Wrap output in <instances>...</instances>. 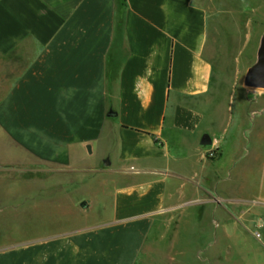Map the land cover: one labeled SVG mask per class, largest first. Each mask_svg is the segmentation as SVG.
Here are the masks:
<instances>
[{
    "label": "crops",
    "instance_id": "1",
    "mask_svg": "<svg viewBox=\"0 0 264 264\" xmlns=\"http://www.w3.org/2000/svg\"><path fill=\"white\" fill-rule=\"evenodd\" d=\"M221 10L235 24H215ZM263 10L262 0H0V165L35 161L115 187L109 217L0 240V264H134L162 223L207 221L226 224L217 233L228 240L232 221L246 224L264 264V91L244 85L249 67L233 81L226 69ZM21 206L0 198V215Z\"/></svg>",
    "mask_w": 264,
    "mask_h": 264
},
{
    "label": "rangeland",
    "instance_id": "2",
    "mask_svg": "<svg viewBox=\"0 0 264 264\" xmlns=\"http://www.w3.org/2000/svg\"><path fill=\"white\" fill-rule=\"evenodd\" d=\"M226 11L221 10L220 13L213 15L215 24L222 22L227 28L234 23L231 21L234 14ZM251 12L248 10L249 14ZM236 17L237 20L243 19ZM259 19L263 20L261 26L248 25L247 29L252 35L249 44L246 47L232 46L231 52H226V55H229L226 69L232 81L239 70L246 71L256 61L260 41L254 37V33L259 28L264 34V16H260ZM219 65L216 63V66ZM92 164H95L94 159ZM42 166L35 161L19 163L11 168L0 165V198L14 202L19 200L22 205L17 212L13 207L2 208L0 240L16 242L35 235L58 234L74 227L96 223L110 216V194L115 190L113 184L105 190L102 186V177L91 172L86 175H66L56 169L52 175L50 172H43ZM47 199L55 202L41 204ZM84 200L94 203L88 211L83 210L79 205ZM33 201H38V204L34 206ZM101 209H104V212L99 213ZM199 218L202 220L201 216ZM219 225L215 224L214 227L211 221L199 222V227L194 222L171 223L169 226L167 223H162L160 228L149 234L146 246L138 252L134 264H254L255 240L249 236L247 242L244 239L247 235L244 228L246 224L232 221L230 231L232 234L235 233L237 238L231 240L226 236L219 237L217 231L222 232L228 228L226 224ZM195 228L198 239L194 235ZM250 228L256 237L257 230ZM228 241L231 243L229 249H227ZM217 248L220 251L218 257H215L213 262L208 261V258L212 257L211 251ZM246 249L249 252L243 255Z\"/></svg>",
    "mask_w": 264,
    "mask_h": 264
},
{
    "label": "water",
    "instance_id": "3",
    "mask_svg": "<svg viewBox=\"0 0 264 264\" xmlns=\"http://www.w3.org/2000/svg\"><path fill=\"white\" fill-rule=\"evenodd\" d=\"M244 85L250 89H258L264 91V34L261 37L260 44L257 50L256 61L247 69L245 73ZM211 143L212 140L210 136H203L201 141V144L203 146L211 145ZM79 205L82 209L89 208L88 200L82 201Z\"/></svg>",
    "mask_w": 264,
    "mask_h": 264
},
{
    "label": "built area",
    "instance_id": "4",
    "mask_svg": "<svg viewBox=\"0 0 264 264\" xmlns=\"http://www.w3.org/2000/svg\"><path fill=\"white\" fill-rule=\"evenodd\" d=\"M255 236H256L257 238H260V237H261V232L258 230V231L255 233Z\"/></svg>",
    "mask_w": 264,
    "mask_h": 264
}]
</instances>
